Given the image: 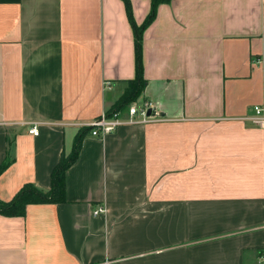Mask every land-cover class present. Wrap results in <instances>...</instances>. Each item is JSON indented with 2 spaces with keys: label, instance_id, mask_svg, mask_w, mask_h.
<instances>
[{
  "label": "crops",
  "instance_id": "crops-1",
  "mask_svg": "<svg viewBox=\"0 0 264 264\" xmlns=\"http://www.w3.org/2000/svg\"><path fill=\"white\" fill-rule=\"evenodd\" d=\"M131 3L141 25L152 0ZM143 64L156 116L88 132L65 203L0 215V264H264V0L161 4ZM135 74L122 0H0V200L49 192Z\"/></svg>",
  "mask_w": 264,
  "mask_h": 264
},
{
  "label": "trees",
  "instance_id": "trees-1",
  "mask_svg": "<svg viewBox=\"0 0 264 264\" xmlns=\"http://www.w3.org/2000/svg\"><path fill=\"white\" fill-rule=\"evenodd\" d=\"M132 27L135 44V69L133 80L127 82V88L108 114L129 112V107L137 102L147 86L144 77L143 64V35L146 29L154 22L158 7L169 0H152L151 11L145 21L138 25L134 19L131 0H122ZM90 128L82 129L74 140V145L69 153H63L59 164L51 174V190L44 192L33 184L24 185L15 197L9 202L0 200V215L6 217H24L26 208L32 204H59L66 202V172L76 163L82 148L83 139L90 132ZM11 160L7 159L0 165V176L11 166Z\"/></svg>",
  "mask_w": 264,
  "mask_h": 264
},
{
  "label": "built area",
  "instance_id": "built-area-1",
  "mask_svg": "<svg viewBox=\"0 0 264 264\" xmlns=\"http://www.w3.org/2000/svg\"><path fill=\"white\" fill-rule=\"evenodd\" d=\"M151 104L144 103L139 106L132 104L128 112V120L123 118L120 113L108 114L104 113L99 118L95 119L88 127L91 129L90 134L94 137L105 138L110 134L115 133L118 128L124 124H136L140 121L144 122L156 116L154 114ZM256 118L254 123L264 128V110L260 107H255ZM138 118V119H137ZM28 133L34 137L39 136V130L37 124H31L28 129ZM104 209L100 208L96 211V214L103 213Z\"/></svg>",
  "mask_w": 264,
  "mask_h": 264
},
{
  "label": "rangeland",
  "instance_id": "rangeland-1",
  "mask_svg": "<svg viewBox=\"0 0 264 264\" xmlns=\"http://www.w3.org/2000/svg\"><path fill=\"white\" fill-rule=\"evenodd\" d=\"M130 108V107H129Z\"/></svg>",
  "mask_w": 264,
  "mask_h": 264
}]
</instances>
